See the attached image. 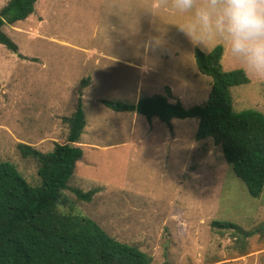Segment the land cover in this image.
<instances>
[{
	"label": "rangeland",
	"instance_id": "1",
	"mask_svg": "<svg viewBox=\"0 0 264 264\" xmlns=\"http://www.w3.org/2000/svg\"><path fill=\"white\" fill-rule=\"evenodd\" d=\"M9 1L0 0V10ZM170 3L37 0L32 16L6 24L2 31L18 50L0 44V162L35 185L38 163L19 145L47 153L68 143L65 118L82 97L87 126L77 145L84 156L65 191L76 213L151 254L152 264H264L263 236L249 238L242 254L232 231L212 225L254 229L264 222V191L252 197L221 147L196 139L198 118H174L169 127L102 104L157 94L187 108L207 103L212 78L197 68L201 45L179 30L182 18ZM222 64L241 68L226 48ZM248 77L231 89L234 109L264 113V79ZM76 188L100 191L78 202Z\"/></svg>",
	"mask_w": 264,
	"mask_h": 264
},
{
	"label": "trees",
	"instance_id": "2",
	"mask_svg": "<svg viewBox=\"0 0 264 264\" xmlns=\"http://www.w3.org/2000/svg\"><path fill=\"white\" fill-rule=\"evenodd\" d=\"M37 0H10L0 10V44L13 52L17 45L2 31L32 16ZM225 48L210 52L195 50L201 74L212 78L210 97L204 105L185 107L181 101H169L167 95L142 97L137 103L102 100L115 112L145 116L149 122L158 118L171 127V120L198 118V141L212 139L224 158L255 198L264 191V113L254 110L237 112L231 89L250 82L242 68L225 71L222 60ZM87 80L82 81V86ZM82 96V91H80ZM69 133L66 144L56 143L44 153L20 144L24 158L38 163V182L30 184L7 162H0V264H152L153 256L136 245L112 237L95 220L76 213L75 202L65 191L84 150L78 146L87 126L82 97L75 112L65 118ZM100 188L87 192L73 189L78 202H90ZM213 227L233 233L240 252L246 254L248 239L264 237V222L252 230L232 222L213 221Z\"/></svg>",
	"mask_w": 264,
	"mask_h": 264
},
{
	"label": "clouds",
	"instance_id": "3",
	"mask_svg": "<svg viewBox=\"0 0 264 264\" xmlns=\"http://www.w3.org/2000/svg\"><path fill=\"white\" fill-rule=\"evenodd\" d=\"M170 9L202 52L226 48L246 74L264 79V0H171Z\"/></svg>",
	"mask_w": 264,
	"mask_h": 264
}]
</instances>
